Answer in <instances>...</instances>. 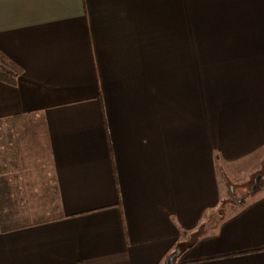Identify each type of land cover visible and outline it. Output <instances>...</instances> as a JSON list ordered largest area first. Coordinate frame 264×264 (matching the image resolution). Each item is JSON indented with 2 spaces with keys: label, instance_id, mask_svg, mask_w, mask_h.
<instances>
[{
  "label": "crops",
  "instance_id": "crops-1",
  "mask_svg": "<svg viewBox=\"0 0 264 264\" xmlns=\"http://www.w3.org/2000/svg\"><path fill=\"white\" fill-rule=\"evenodd\" d=\"M0 264H264V0H0Z\"/></svg>",
  "mask_w": 264,
  "mask_h": 264
},
{
  "label": "rangeland",
  "instance_id": "rangeland-1",
  "mask_svg": "<svg viewBox=\"0 0 264 264\" xmlns=\"http://www.w3.org/2000/svg\"><path fill=\"white\" fill-rule=\"evenodd\" d=\"M263 164H264V161H259L258 163V166H256V170L254 172H252L249 176L248 174H245V176L243 175L241 178V176H237L240 180L239 182H236L237 180H233L230 178V180H227V188H226V192H225V195L227 196V199H226V202L223 204V206L220 208L219 210V214L217 215V218H221V217H224L226 214L230 213L231 212V209L233 210V208L239 204L236 197L233 195V193L231 192V188L230 186L231 185H243L247 182L250 181L252 175H254L256 172L260 171L263 167ZM264 179V177H263ZM262 179V180H263ZM262 180L260 181L259 185H261L263 182Z\"/></svg>",
  "mask_w": 264,
  "mask_h": 264
},
{
  "label": "water",
  "instance_id": "water-1",
  "mask_svg": "<svg viewBox=\"0 0 264 264\" xmlns=\"http://www.w3.org/2000/svg\"><path fill=\"white\" fill-rule=\"evenodd\" d=\"M264 177V164L260 171L256 172L254 175H252L249 182L243 184V185H231V192L236 197L238 203H243L246 201L251 194L255 192L257 187L259 186L260 181ZM167 264H173V257H170L167 260Z\"/></svg>",
  "mask_w": 264,
  "mask_h": 264
},
{
  "label": "trees",
  "instance_id": "trees-1",
  "mask_svg": "<svg viewBox=\"0 0 264 264\" xmlns=\"http://www.w3.org/2000/svg\"><path fill=\"white\" fill-rule=\"evenodd\" d=\"M21 68L0 52V81L14 84L21 74Z\"/></svg>",
  "mask_w": 264,
  "mask_h": 264
}]
</instances>
